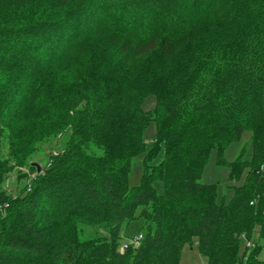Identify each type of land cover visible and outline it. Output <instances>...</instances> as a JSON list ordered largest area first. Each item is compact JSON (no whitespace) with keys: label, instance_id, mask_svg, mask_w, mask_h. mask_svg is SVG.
I'll return each instance as SVG.
<instances>
[{"label":"trees","instance_id":"trees-1","mask_svg":"<svg viewBox=\"0 0 264 264\" xmlns=\"http://www.w3.org/2000/svg\"><path fill=\"white\" fill-rule=\"evenodd\" d=\"M246 131L252 159L230 165L246 184L219 203L204 168ZM64 137L41 172L28 163ZM136 220L143 239L122 252ZM195 239L208 264H264V0H0V264H182Z\"/></svg>","mask_w":264,"mask_h":264},{"label":"rangeland","instance_id":"rangeland-1","mask_svg":"<svg viewBox=\"0 0 264 264\" xmlns=\"http://www.w3.org/2000/svg\"><path fill=\"white\" fill-rule=\"evenodd\" d=\"M156 107L155 97H149L146 99L143 110L145 112H151ZM156 138V126L152 123L145 134V141L147 144L152 143ZM68 137H64L52 143H48L39 147L38 151L30 157L29 164H38L41 169L46 167L50 162V157L65 148ZM5 150L3 154L7 157V146L5 145ZM254 153V148L252 144V133L246 131L244 132L242 138L238 142L232 143L224 152V164L220 165L218 162V155L213 152L204 168L201 183L209 186L216 187V196L219 203L230 204L235 196V190L246 184L248 175L250 173L249 169H245L241 177L238 180L232 179V173L230 165L233 164L242 154L246 162L252 159ZM97 154L101 155L102 152L98 150ZM164 159V146L161 145L159 152L155 155L150 165L157 166ZM145 163L146 154L135 157L131 162V172L129 177V184L131 188L139 187L142 183L145 174ZM33 166V165H32ZM20 169H16L9 175L8 181L6 182L4 188L9 194H19L21 190L27 185L28 181L32 179L35 174L30 171L29 168H21V174H19ZM27 174V178L19 177ZM156 188L159 193L163 192V184L161 182H156ZM144 221L136 220L131 223L128 227L124 228L122 233V245L130 241L136 236L141 235L144 230ZM82 240H92L98 237H105L108 235V231L104 228H93V227H80ZM259 231L255 232L254 238L251 244L246 245L250 247V250L255 246L258 239ZM244 248V245L243 247ZM263 256V255H262ZM261 256V257H262ZM182 264H208L207 258L200 254L197 248V239L193 245H186L182 251L181 255Z\"/></svg>","mask_w":264,"mask_h":264},{"label":"built area","instance_id":"built-area-1","mask_svg":"<svg viewBox=\"0 0 264 264\" xmlns=\"http://www.w3.org/2000/svg\"><path fill=\"white\" fill-rule=\"evenodd\" d=\"M143 239V235H139L134 237L133 239H131L130 241L126 242L125 244H123L121 251L124 252L125 250H127L130 246L132 247H139L141 241Z\"/></svg>","mask_w":264,"mask_h":264},{"label":"snow or ice","instance_id":"snow-or-ice-1","mask_svg":"<svg viewBox=\"0 0 264 264\" xmlns=\"http://www.w3.org/2000/svg\"><path fill=\"white\" fill-rule=\"evenodd\" d=\"M91 22L103 26V22L99 18V14L98 13L96 14V16L93 17Z\"/></svg>","mask_w":264,"mask_h":264},{"label":"water","instance_id":"water-1","mask_svg":"<svg viewBox=\"0 0 264 264\" xmlns=\"http://www.w3.org/2000/svg\"><path fill=\"white\" fill-rule=\"evenodd\" d=\"M33 166L38 169V172H41V167L38 164L34 163Z\"/></svg>","mask_w":264,"mask_h":264}]
</instances>
